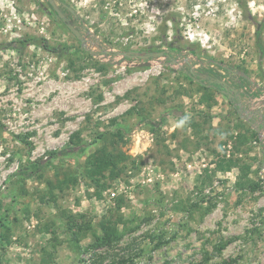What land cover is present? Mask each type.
<instances>
[{
    "label": "rangeland",
    "instance_id": "374dc122",
    "mask_svg": "<svg viewBox=\"0 0 264 264\" xmlns=\"http://www.w3.org/2000/svg\"><path fill=\"white\" fill-rule=\"evenodd\" d=\"M243 1L54 0L80 43L46 0H0V264H264V0Z\"/></svg>",
    "mask_w": 264,
    "mask_h": 264
},
{
    "label": "trees",
    "instance_id": "16d2710c",
    "mask_svg": "<svg viewBox=\"0 0 264 264\" xmlns=\"http://www.w3.org/2000/svg\"><path fill=\"white\" fill-rule=\"evenodd\" d=\"M236 2H237V4H238V6L240 7V9H241V11H242V13H245L246 12V7H245V3H244V1L243 0H236ZM49 5V4H48ZM50 7V6H49ZM53 11V10H52ZM53 13H54V11H53ZM55 14V13H54ZM174 30H175V28H174ZM165 33V32H164ZM19 43H22V44H24V43H28V44H34V45H37L38 47H41V48H43L44 50H46V51H49V52H53L54 50L50 47V46H48V45H46L45 43H38V42H36V40H34V39H32V38H26V39H23V40H21V41H18L16 44H19ZM183 49H185V50H187L188 51V46H184V48ZM174 51V52H173ZM175 51L176 52H180V51H182V49H180V48H176V50H172V51H170V52H168V56L169 57H174V53H175ZM191 78L192 77H194V74H192L191 73V76H190ZM109 166H111V164H110V161H108V160H102L101 162H98V163H95L94 164V169H95V171H104V170H106V169H108L109 168ZM97 168V169H96ZM20 171H23L22 172V176L23 177H28L30 174H31V172H30V170L29 169H21ZM106 235H107V237L109 238V237H113V233L112 232H106Z\"/></svg>",
    "mask_w": 264,
    "mask_h": 264
},
{
    "label": "water",
    "instance_id": "95a60500",
    "mask_svg": "<svg viewBox=\"0 0 264 264\" xmlns=\"http://www.w3.org/2000/svg\"><path fill=\"white\" fill-rule=\"evenodd\" d=\"M46 1L48 2L50 7L52 8V10L54 11L56 16L64 22L66 28L75 36V38L77 40L80 41V43H83V38H82V35L80 34V32L68 20H66L64 18L63 14L57 8L56 3L54 2V0H46ZM150 56L162 57L163 56V52H158V53H155V54H152V55L141 56L140 58L141 59H148V58H150ZM216 83L223 87L221 93L227 95V93H226V90L228 89L227 84L224 81H221V80H216ZM227 96H228V98H231V95L228 94Z\"/></svg>",
    "mask_w": 264,
    "mask_h": 264
},
{
    "label": "flooded vegetation",
    "instance_id": "af4514ba",
    "mask_svg": "<svg viewBox=\"0 0 264 264\" xmlns=\"http://www.w3.org/2000/svg\"><path fill=\"white\" fill-rule=\"evenodd\" d=\"M189 74H190V76H191V72H189ZM193 79H194V77H192ZM196 82H199V83H203V84H205V85H207V83H209V84H213V85H216V89L219 91V92H221L222 91V89H223V87L222 86H220V85H218L217 83H216V80L215 79H208V78H200V79H194ZM226 93H227V95L229 94V88L226 90ZM224 95H226V94H224ZM226 95V96H227Z\"/></svg>",
    "mask_w": 264,
    "mask_h": 264
}]
</instances>
